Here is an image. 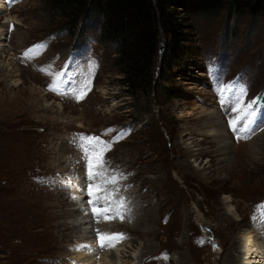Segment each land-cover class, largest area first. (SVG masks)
<instances>
[{"label": "rangeland", "instance_id": "1", "mask_svg": "<svg viewBox=\"0 0 264 264\" xmlns=\"http://www.w3.org/2000/svg\"><path fill=\"white\" fill-rule=\"evenodd\" d=\"M3 3L0 264H97L112 251L113 260L103 264H230L240 237L256 230L255 222L264 224V10L235 14L227 0L194 14L185 52L162 68L167 79L159 80L162 88L148 103L128 92L116 45L103 40L97 18L84 29L71 28L46 0ZM29 49L34 54L26 58ZM164 52L161 37L155 73ZM57 74L59 84L50 90ZM247 121L250 130L243 129ZM196 125L225 131L226 160L211 153L212 136L183 135ZM81 134L110 146L105 178L115 176L117 183L105 184L99 194H110L111 201L93 205L87 196L75 204L91 183ZM187 142L203 152L198 163L207 179L188 166ZM121 200L123 218L89 217L99 226L86 223L95 232L92 243L84 239L80 219L94 207H111L112 217ZM64 201V210L81 212L59 217ZM36 221H45L44 232L36 233ZM58 223L75 227L62 238ZM119 233L126 238L101 248V236Z\"/></svg>", "mask_w": 264, "mask_h": 264}, {"label": "trees", "instance_id": "2", "mask_svg": "<svg viewBox=\"0 0 264 264\" xmlns=\"http://www.w3.org/2000/svg\"><path fill=\"white\" fill-rule=\"evenodd\" d=\"M226 1L46 0L50 11L65 19L71 28L84 29L91 18H97L103 40L116 45L115 62L128 92L146 97L148 103L157 86L162 88L159 80L166 76L162 68L169 69L185 52L183 43L191 35L189 21L193 15L217 10ZM228 1L235 14L244 10L254 14L264 10V0ZM161 37L166 53L155 73Z\"/></svg>", "mask_w": 264, "mask_h": 264}, {"label": "bare ground", "instance_id": "3", "mask_svg": "<svg viewBox=\"0 0 264 264\" xmlns=\"http://www.w3.org/2000/svg\"><path fill=\"white\" fill-rule=\"evenodd\" d=\"M4 4L5 3H3V0L2 1L0 0V11L3 10L2 8H4ZM6 21L8 22V20H6ZM3 37H4V31L0 30V51H2L3 47L5 46V43L3 42V40H4ZM201 114H203V113L201 112ZM242 126H243V129L246 128V129L250 130V129H252L253 123L251 121H247ZM222 128H224V127H222ZM182 133H183V135L184 134H195V133H197V134H202L204 136H207V135L212 136L216 140V142H215V149H213V152H211V153H213L215 156L219 157L220 159H225V160L230 155V153H229L230 145H229V141H228L229 138H228V136H226V133H225L224 130L221 131L219 129H211V131H206L202 127L198 128V126L196 125L193 130H189V128H185ZM182 148L184 149V153L186 154L187 158L190 160L189 163L192 164V165L189 164L188 166L193 167L192 169H193L194 173H197L200 176L201 179H204V180L207 179L206 175L203 172L204 171L203 162L198 163V155L202 154L203 152H199V150L196 149V145H194V142L183 143V147ZM251 149L252 150L256 149V141L255 142L254 141L251 142ZM87 196H89V195L88 194H84V196L78 197L76 199V203L75 204H78V201L79 202H83V200ZM225 201H226L225 203L228 204L229 198L227 197ZM65 205H67V202H65V201H64L63 204L58 203L57 207H59L61 209V213H60L59 217H63V216L72 217L73 215H77L79 212H81L80 209H77V210L76 209H71L68 212L67 210H64V206ZM227 211L228 212H232L230 207H227ZM92 216H95V214H93L92 212H89L88 216H86L88 219H85V220L83 219L82 220V218H83L82 217L80 219L82 222H80L81 224L79 223V226H83L84 225L83 231H82V228H81V232L83 233L82 235H83L84 239L90 240L89 241L90 243L93 242V240H91V236L90 235L93 232H95L94 226L91 228L92 230L91 229L90 230H86L87 227H86L85 224L86 223H92V224L94 223V220H89V217L92 218ZM259 222L260 221H257V222H255L253 224L254 227L256 228V230L250 229V230L246 231L240 237V243L238 244L240 246L237 248L238 251H239V252H237L238 256H236L233 253H231L232 256L230 257V255L227 254L228 257H230L229 258L230 264H264V256H263V252H262L264 249L263 248L261 249V247H260L264 243V235L263 236L260 235L261 234L260 230L264 234V226H263L264 224L263 225H259ZM37 224L39 225V228L36 227V228H38V229H36L37 230L36 233L44 232L43 228H45L44 226L46 225L45 221H36V225ZM93 225H95L96 227L99 226L98 224H95V223ZM74 227H75L74 225H72V226L69 225V224L66 225V223H61V224L58 223L57 225H55V228H56L57 232L59 234H61L62 238L67 236V234L69 235L70 229H72ZM259 238L262 239V240L259 241ZM261 242H262V244H261ZM90 246H91V244H90ZM262 247H264V244H263ZM78 252H81L80 255H82V250H79ZM115 253L116 252L112 251L111 256L105 254L104 258L101 259V261L100 260L99 261L95 260V262L97 264H103V263H106L107 260H113V254L115 255ZM110 258H112V259H110ZM88 259H90V258H88ZM80 261H79V263H80ZM107 263H108V261H107ZM110 263H112V262H110Z\"/></svg>", "mask_w": 264, "mask_h": 264}, {"label": "snow or ice", "instance_id": "4", "mask_svg": "<svg viewBox=\"0 0 264 264\" xmlns=\"http://www.w3.org/2000/svg\"><path fill=\"white\" fill-rule=\"evenodd\" d=\"M33 54H34V50L29 49L27 52H25L24 55L26 58H28ZM59 79H60V74H57L53 86L50 87V90H55L56 86H58L59 84ZM221 91H223V89ZM83 95L84 93L81 92L78 98L82 99ZM236 111L239 112L240 109L237 108ZM230 123L231 126L235 129L236 120H233ZM107 131H112V130L109 129ZM239 138H244V137L240 136ZM78 146L82 152V158L85 160L88 180L91 182L88 184V187L86 189L88 195L92 197V199L89 202L95 205L97 201H102V202L111 201L110 194H99L105 192L104 189L105 184L117 183V178L115 176L111 177V179L105 178L107 169L105 168L104 153L109 149L110 146L104 141L100 140L99 137L85 136L83 134H81L78 137ZM97 178H99L103 183H97L96 182ZM122 207H123V201L121 200L118 202L117 208L112 217H109L108 215V213L112 211L111 207H104L102 210L94 207L93 212L95 215H102L103 218L106 220L115 217H120L122 219L123 216L120 212V208ZM125 238L126 237L122 233L115 234V236L107 238V240L105 239V237L101 236L100 238L101 248L112 247L114 246V243L118 242V240H122ZM164 258L166 259L167 257L165 256Z\"/></svg>", "mask_w": 264, "mask_h": 264}]
</instances>
